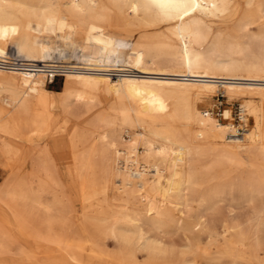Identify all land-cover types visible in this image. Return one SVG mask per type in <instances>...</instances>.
I'll return each instance as SVG.
<instances>
[{
    "label": "bare ground",
    "instance_id": "obj_1",
    "mask_svg": "<svg viewBox=\"0 0 264 264\" xmlns=\"http://www.w3.org/2000/svg\"><path fill=\"white\" fill-rule=\"evenodd\" d=\"M241 3L236 26L214 33L207 21L239 12ZM161 24L166 30L157 29ZM141 27L153 30L136 34ZM115 29L135 35L126 37ZM224 37L238 45V52L247 50L241 43L264 41V0H0V54L10 44L25 59L43 63L44 71H55L47 56L56 43L80 51L78 63L66 67L63 88L56 92L45 88L44 72L29 76L0 69V92L9 93L0 103V156L9 166L29 156L32 173L41 181L55 166L51 151L34 139L51 131L57 119L53 110L59 108L65 124L93 114L82 129L76 125L70 132L67 165L78 182L85 226H92L91 219L115 217L109 231L117 250L109 264H216L197 257L196 251L229 229L239 236L245 231L239 223L217 231L204 219L225 193L231 199L237 195L251 206L253 216L264 218V47L262 56L239 60L227 53L226 58L209 59L189 46L190 41L202 46L210 38L217 45ZM219 87L258 96L259 108L243 104V112L247 109L254 119L244 136L230 124L203 117L191 104L170 103L177 92H214ZM109 99L107 108L93 112ZM229 112H223L226 119ZM123 127L141 132L120 140L117 130ZM51 135L63 138L65 131ZM138 138L143 139V163ZM166 168L170 174L164 184ZM31 182L28 177L8 178L0 185V202L39 203ZM111 188L117 192L114 200L122 204L111 203ZM228 216L234 219L236 214ZM143 225L181 231L187 246L192 232L196 249L187 248V258L173 257L165 241L144 236ZM252 248L251 256L262 263L257 244ZM141 250L146 251L143 261Z\"/></svg>",
    "mask_w": 264,
    "mask_h": 264
},
{
    "label": "rangeland",
    "instance_id": "obj_2",
    "mask_svg": "<svg viewBox=\"0 0 264 264\" xmlns=\"http://www.w3.org/2000/svg\"><path fill=\"white\" fill-rule=\"evenodd\" d=\"M240 5L239 12L231 10L225 15L207 21L212 31L214 33L231 31L242 14L244 5L242 3ZM260 24L262 23L259 22L256 25L259 26ZM165 26L166 24H161L157 29L164 31L166 30ZM248 29L250 31L257 30L255 26H249ZM151 30H153L151 27H141L135 33ZM113 32L126 37L135 35L134 32L118 29ZM243 32L248 31L244 29ZM241 44L247 47L246 51L238 52V45L230 42L228 37H224L221 43L217 45L212 44L211 38L202 46L189 42L190 47L192 46L198 52H203V55L209 59L226 58L224 53L239 60H247L251 56H262L259 51L260 48L264 47V41L254 40ZM55 46V51L47 54L48 63L53 61L66 62L67 64L78 63L80 51L77 48L67 47L60 43H56ZM10 47L13 48L8 44L5 49ZM123 49L129 51V45H123ZM63 82L64 75L58 76L53 83L46 84L45 88L56 92L63 88ZM8 95L6 90L1 91L0 103L4 104L3 100ZM175 96L176 98L171 99L170 103L191 104L196 111L200 112L202 116L204 115L203 117H210L220 125L230 124L237 129L239 137L244 136L254 125L253 116L249 114L248 110L243 112V104L251 102L257 108L261 106L256 95L224 92L220 87L214 92H191L190 94L177 92ZM111 102V99L108 103L104 101L102 105L95 107L93 112L98 113L103 107L107 108ZM125 102L129 103V100L125 99ZM225 109L230 111L228 119L223 115ZM53 112L57 119L51 124V131L41 139H34L35 143L47 146L51 151L55 167L48 170V177L41 181L38 180L37 174L32 173L29 156L22 155L15 159L13 166L7 165L6 160L0 156V185L6 182L8 178L20 180L28 177L32 181L31 187L39 200V203L29 201L21 203V200L18 199L13 201L7 199L6 202H0V214L3 217V221L0 222V264H109V262H113L109 256L115 255L117 250L116 240L109 231L115 217L111 216L110 219L100 221L91 219L88 222L92 226H85L82 213L85 209L78 192V182L73 170L67 165L71 156L68 147L70 132L76 125L78 129H82L86 121L93 117V114L82 121L70 119L65 124L59 108H55ZM192 126L196 132L202 130L201 126L195 123ZM60 128L65 131L63 138L51 135L52 131ZM117 131L120 140L129 139L130 135L141 132L138 127H123L118 128ZM143 146V139L138 138L136 148L141 163H143L140 158ZM118 164L121 166V162ZM148 165L145 168L147 169V177L151 179L152 171L150 170L152 167H148ZM169 174L170 170L164 169L163 176L165 177L162 183H166V177ZM108 194L112 198L111 203L113 205L122 204L121 200H114L113 198L117 195L115 188H111ZM106 207L104 205V208ZM250 207L248 203L237 199V195L235 199H231L227 193L222 194L218 203L204 219L213 227H217V231H221L224 226L239 223L245 229L244 235L239 236L234 230L229 229L222 237L213 239L210 245L202 246L199 251H196V256L210 258L216 264H264V261L261 263L260 260L251 256L254 253L252 245L256 243L255 253L259 255V259L264 260V218L259 217V220L258 217L253 216ZM112 208L109 206L108 210H112ZM228 214H236V216L233 219ZM122 225L125 228H134L133 225H126L124 222ZM142 228L145 231V237L165 241L173 257L185 256L187 258V253H185L187 248L196 249L194 244L197 235L192 232L189 234L191 245L187 246L181 231L174 229L171 231L167 226L156 228L143 225ZM131 239H135L134 236ZM171 243L173 246L170 245ZM139 254V258L143 261L146 257V251L141 250ZM156 255L157 250H154V256Z\"/></svg>",
    "mask_w": 264,
    "mask_h": 264
},
{
    "label": "built area",
    "instance_id": "obj_3",
    "mask_svg": "<svg viewBox=\"0 0 264 264\" xmlns=\"http://www.w3.org/2000/svg\"><path fill=\"white\" fill-rule=\"evenodd\" d=\"M58 70L44 71V64L35 61H29L20 55L14 48H9L5 53L0 54V69L5 71L19 72L29 76L44 72V82L46 84L53 83L56 77L63 76L66 67L69 65L66 62L53 61Z\"/></svg>",
    "mask_w": 264,
    "mask_h": 264
},
{
    "label": "trees",
    "instance_id": "obj_4",
    "mask_svg": "<svg viewBox=\"0 0 264 264\" xmlns=\"http://www.w3.org/2000/svg\"><path fill=\"white\" fill-rule=\"evenodd\" d=\"M58 91V90H57Z\"/></svg>",
    "mask_w": 264,
    "mask_h": 264
}]
</instances>
